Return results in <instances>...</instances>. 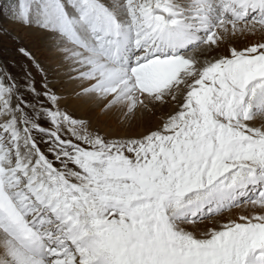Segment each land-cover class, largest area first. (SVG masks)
<instances>
[{"label": "snow or ice", "instance_id": "1", "mask_svg": "<svg viewBox=\"0 0 264 264\" xmlns=\"http://www.w3.org/2000/svg\"><path fill=\"white\" fill-rule=\"evenodd\" d=\"M0 18V264H264V0Z\"/></svg>", "mask_w": 264, "mask_h": 264}, {"label": "rangeland", "instance_id": "2", "mask_svg": "<svg viewBox=\"0 0 264 264\" xmlns=\"http://www.w3.org/2000/svg\"><path fill=\"white\" fill-rule=\"evenodd\" d=\"M0 27H2L3 29H7L8 31L11 32V36H4V35H2V33H0V60L11 61L12 57L10 55V51L15 47V37L17 35L20 37V39L22 40V42L25 45L32 47L31 44L26 43L27 39L22 37V34L27 31L26 29L19 31V32H16L18 27L11 25L7 20H4L2 18H0ZM16 70H18V69H14V71H16ZM110 121H111V119H109L105 123L103 121H100L99 127L110 125L111 124ZM154 125H155L154 119H150L146 123H142L139 127L136 128V130L137 131H144L145 129H147L149 127H153ZM110 127H112L114 130H116L118 128L115 120L110 125Z\"/></svg>", "mask_w": 264, "mask_h": 264}, {"label": "bare ground", "instance_id": "3", "mask_svg": "<svg viewBox=\"0 0 264 264\" xmlns=\"http://www.w3.org/2000/svg\"><path fill=\"white\" fill-rule=\"evenodd\" d=\"M22 30H24V29L18 27L17 30H16V32H19V31H22ZM22 37H23V38H26V39H27V40H26V43H27V44H31L33 48H35V47L38 46V41H37L35 38H33V37L31 36V34L28 32V30H27L25 33L22 34ZM27 46H28V45H27ZM29 47H31V46H29ZM70 111H71V109H70ZM167 111H168V109H165V110H164V112H167ZM74 114L77 115V116H84V115H85V113H83V112H75ZM152 119H154V123H156L155 118H152ZM108 120H109L108 118H105V119H103V120H101V121H103V122L105 123V122H107ZM99 122H100V121H99ZM99 122H97V121H93V126H94V127H99ZM113 122H114V120H111V121H110L111 124H112ZM111 124H110V125H111ZM110 125H107V126H110Z\"/></svg>", "mask_w": 264, "mask_h": 264}]
</instances>
